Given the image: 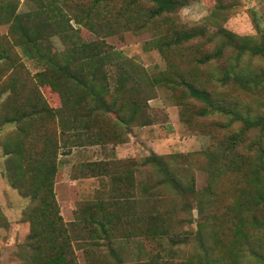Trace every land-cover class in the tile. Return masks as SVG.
<instances>
[{
	"label": "trees",
	"instance_id": "1",
	"mask_svg": "<svg viewBox=\"0 0 264 264\" xmlns=\"http://www.w3.org/2000/svg\"><path fill=\"white\" fill-rule=\"evenodd\" d=\"M188 1L24 0L26 9L18 11L19 0H0V24H8L10 39L8 45L0 41V61L14 46L40 66L23 80L24 91L13 76L0 84V174L28 201L21 213L28 233L15 264H78L53 192L57 156L77 145L123 142L131 126L151 123L147 100L164 88L171 90L169 98L180 106L184 123L211 134V149L203 156L207 186L194 189L185 156V167L177 165V155L154 153L141 160L86 163L94 175H109L114 196L81 203L73 211L71 230L85 256L89 245L124 236L139 243L138 259L130 264H247L248 258L264 264V115L251 114L228 94L231 89L262 101L264 69L253 59L264 58V30L255 19L253 35L185 25L177 12ZM215 1L222 11L223 0ZM81 28L95 38L83 40ZM127 31L150 32L148 43L166 67L148 73L105 40ZM53 37L61 48L54 47ZM182 53L189 59L179 69L170 54ZM40 86L57 94L58 107L46 104ZM191 116L223 120L199 126ZM50 120L51 127L43 125ZM235 122L240 126L230 129ZM7 127L13 133L3 132ZM141 168L147 172L138 184L134 172ZM171 193L179 201L169 199ZM226 193L230 199L224 201ZM193 208L201 221L189 217ZM181 211L180 221L194 225L192 230H176ZM143 241L159 249H143ZM180 245L191 248L185 252ZM142 249L144 257L138 253ZM119 259L116 264H128Z\"/></svg>",
	"mask_w": 264,
	"mask_h": 264
},
{
	"label": "rangeland",
	"instance_id": "2",
	"mask_svg": "<svg viewBox=\"0 0 264 264\" xmlns=\"http://www.w3.org/2000/svg\"><path fill=\"white\" fill-rule=\"evenodd\" d=\"M223 10H217L215 0H189L188 3L177 12L178 19L185 25L194 24L205 25L211 33L215 27L222 26L238 35H253L256 33V27L253 19L259 27L264 30V0H223ZM231 7V8H230ZM26 9L24 0H19L18 11ZM187 9V12H182ZM74 25V24H73ZM8 24H0V41L9 44ZM79 35L83 40H91L95 36L84 28L79 30ZM151 38L150 32L134 34L130 31L123 33L122 38L117 35L106 37L105 40L114 48L119 49L128 58L132 59L139 66L143 67L148 73L156 72L166 67L165 61L160 54L151 47L148 41ZM54 47L61 48V43L56 37L52 38ZM9 56L5 61H0V84L11 76L16 79V87L19 91H24L26 85L23 80L30 78L40 66L31 60L24 59L18 47L12 46L9 49ZM188 55L170 54L172 61L179 69H183L188 64ZM259 62H253L254 65H260L264 69V58ZM39 91L49 107L59 106V98L55 92L48 86H40ZM171 90L156 89L154 95L147 100V111L151 123L147 125L131 126L126 134L125 140L120 143L107 142L102 145L83 144L70 148L69 153H59L56 159L58 163L57 171L54 175L53 192L58 206L59 214L66 223L71 244L76 255L78 264H116L118 258L125 263H132L138 259L137 251L139 249L138 240L134 237H119L117 240H100L96 245H89V256H85L82 243L77 241L75 232L71 230V223L74 221V209L81 203L94 202L97 199H110L113 197L109 175H94L87 167L88 162L92 161H111L115 159L133 158L141 160L144 156L154 153L157 155H177L179 167H185L187 160H190L189 175L193 177L194 189L201 192L208 183V172L205 169L204 153L211 149L213 139L209 131H202L194 123L188 125L180 118V106L169 98ZM172 93V92H171ZM228 94L235 98L241 106H248L251 114L255 111L264 115V88L259 94L262 101H255L254 95L238 94L228 90ZM22 97V95L20 94ZM197 120V121H196ZM223 118L219 116H210L196 118L191 116L189 121L208 126L211 122H219ZM33 122L31 130L34 131L38 126ZM51 127L52 121L43 125ZM240 126L235 122L230 129H236ZM11 128L7 127L3 132H9ZM13 133V131H11ZM0 132V145H1ZM65 148H60L59 151ZM188 157V159H185ZM3 157H1L0 147V169ZM147 170L141 168L134 172L138 184L145 180ZM183 178H186V171L181 168ZM219 190V189H218ZM135 196L139 195L138 189L134 190ZM134 196V197H135ZM169 199L179 201V196L175 193L168 195ZM217 198V197H216ZM228 193L223 195V200H229ZM192 203L193 198L189 197ZM28 203L27 199L21 197L18 192L6 182L0 174V264H15V253L18 246L24 243L28 233V222L21 219V213L24 206ZM220 208V206H218ZM183 217L182 211L177 213L175 221L179 223ZM188 217V215H187ZM191 220L202 218L197 214L196 209L189 211ZM194 223V222H193ZM180 228L176 230L190 231L193 226L180 221ZM119 236V234L117 235ZM144 242V241H143ZM144 248L156 251L159 246L153 243L144 242ZM191 247L180 245V249L186 252ZM113 249L115 252L110 251ZM138 252L144 257V251ZM116 253V254H112ZM248 258V257H247ZM247 264H256L250 258Z\"/></svg>",
	"mask_w": 264,
	"mask_h": 264
},
{
	"label": "clouds",
	"instance_id": "3",
	"mask_svg": "<svg viewBox=\"0 0 264 264\" xmlns=\"http://www.w3.org/2000/svg\"><path fill=\"white\" fill-rule=\"evenodd\" d=\"M181 11L186 13L187 12V9H182Z\"/></svg>",
	"mask_w": 264,
	"mask_h": 264
}]
</instances>
